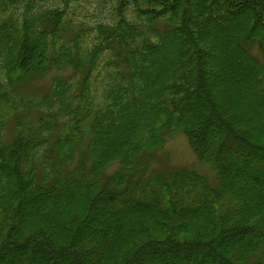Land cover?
I'll use <instances>...</instances> for the list:
<instances>
[{
	"label": "trees",
	"instance_id": "obj_1",
	"mask_svg": "<svg viewBox=\"0 0 264 264\" xmlns=\"http://www.w3.org/2000/svg\"><path fill=\"white\" fill-rule=\"evenodd\" d=\"M87 1L0 0V264H264V0Z\"/></svg>",
	"mask_w": 264,
	"mask_h": 264
},
{
	"label": "rangeland",
	"instance_id": "obj_2",
	"mask_svg": "<svg viewBox=\"0 0 264 264\" xmlns=\"http://www.w3.org/2000/svg\"><path fill=\"white\" fill-rule=\"evenodd\" d=\"M113 2L111 0H106L104 3L91 0L90 2H83L82 5L87 7V10L82 9L79 11L75 9V14L81 19L86 20L89 23H93L97 19H108L111 13V7ZM220 53H223L224 48L218 47ZM256 52V51H255ZM229 62H235L236 57L230 56L228 59ZM263 65V80H264V58L261 60ZM47 84V77H42L32 81L30 86L26 89L27 94L29 95H39V91L41 88L45 87ZM227 100L229 102H235L240 98H242V91L236 87H232L230 94H225ZM12 134V121L8 120L7 127L5 129V135L11 136ZM161 160L160 162H156L157 166H161L163 168H167L170 165H189L193 168L197 169L199 172L205 174L212 184L216 183V172L212 168V166L205 162L199 161L196 158V155L190 146L187 137L182 132H178L172 136L167 137V140L161 150Z\"/></svg>",
	"mask_w": 264,
	"mask_h": 264
}]
</instances>
